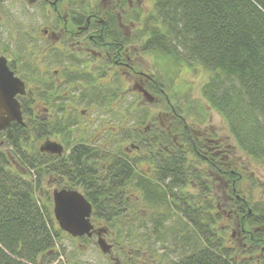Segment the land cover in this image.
I'll list each match as a JSON object with an SVG mask.
<instances>
[{"label": "trees", "instance_id": "1", "mask_svg": "<svg viewBox=\"0 0 264 264\" xmlns=\"http://www.w3.org/2000/svg\"><path fill=\"white\" fill-rule=\"evenodd\" d=\"M151 1L153 10L149 15L142 17L137 9L136 14H131L138 26V39L144 38L142 50L160 52L176 63L183 61L186 65L203 66L209 73L201 89L203 98L220 114L237 147L255 160L264 159V0ZM122 3L125 1L121 0ZM110 19L113 21L104 24V36L121 40L123 36L117 20ZM75 78L72 75L68 80ZM90 79L89 76L85 80L91 83ZM32 82L34 90L41 85L39 96L48 100L53 90L50 83L41 81L37 75ZM151 91L165 94L154 79ZM87 95L82 94L80 98L86 99ZM104 97L105 94L99 96L97 91L92 93L90 100L99 101ZM166 105L169 106L167 102ZM25 107L22 103L23 112ZM174 110L173 125L161 127V130H135L132 139L139 141L137 147L128 151L121 144L119 156L105 159L110 162L105 169L97 161L100 152L82 141L67 157L41 154L30 146L32 138L42 139L57 132L65 138L70 131L78 134L75 113L68 112L67 119L58 113L54 118L40 121L35 120L32 113L25 125L13 123L6 127L0 133L5 142L0 145V264H50L59 256L55 238L60 229L48 208L49 198L41 187L43 176L51 173L60 175L58 184L67 178L68 184L75 187L135 186L139 191L138 201L153 204L149 207L154 212L150 223L152 234L163 243H178L180 233L179 241L187 239L192 247L194 226L197 227L201 242L199 252L196 256L192 254L194 257H189L187 264H246L236 255L239 249L232 248L233 257L227 260L229 247L223 243L226 235L222 228L213 229L219 224L221 215L212 214L217 207L205 196L212 193L220 180L229 185L228 204L231 206L227 213L246 238L247 246H242L241 251L264 245L261 238L264 204L251 206L237 194L236 183L240 177L235 168L224 162L221 144L214 140L198 143L184 124V117L176 107ZM80 137L82 139V133ZM188 154L192 158H186ZM144 162L147 166L142 171L139 165ZM100 170L107 173L102 176ZM194 188L199 191L197 198L188 191ZM117 192H111L104 200L121 201V194ZM42 195L46 203L41 201ZM99 195L86 191L93 202L102 200ZM212 199L219 203L218 196ZM206 201L207 205L203 204ZM197 202L201 204L198 221L194 206H177L178 203ZM107 217L113 219L115 215ZM132 217L136 221L147 218L139 214H132ZM171 218L172 222L168 223ZM183 219L193 224L188 225ZM147 225H143L145 232H148Z\"/></svg>", "mask_w": 264, "mask_h": 264}, {"label": "rangeland", "instance_id": "2", "mask_svg": "<svg viewBox=\"0 0 264 264\" xmlns=\"http://www.w3.org/2000/svg\"><path fill=\"white\" fill-rule=\"evenodd\" d=\"M124 1L125 3L121 4V0H87L84 2L74 0L68 2L67 0H63L59 4V8L63 15L71 9L79 12L84 11L85 6L92 10L99 9L101 11L114 8L122 11H129L132 15L136 14L135 9H137L141 12L142 17L147 16V14L149 15L153 10V2L151 0ZM20 6V12L11 11V15H2V18H0V54L7 58L14 66L18 76L27 81L25 83L28 95L21 100L26 106L25 111L28 116L25 117V120L27 123L29 115L35 110V106L37 110L40 111L38 114H45L41 105L42 103L37 102V104H35L32 100L33 96L31 92L34 88L32 78L36 75H40V72H42V76L47 73L52 74L53 69H61L63 72L67 64L66 62L62 63L61 61H55L49 52H46L47 54L45 55L43 52L44 47H47V49L51 48L49 46H51L50 42L52 40L43 36L42 28L44 25L54 27L55 24L51 18L53 15H46L48 12H46L41 2L33 4L25 0L21 2ZM135 25V37L129 49L132 53L131 61L136 73H131L130 77L121 75V85L125 87L124 89L126 92L121 94L119 97L120 100L113 103L109 96L104 97V102L93 101V99L90 100L92 93L90 89L87 90V87H91V83H87L86 80L83 82V84L86 83L87 86L83 90L86 94L88 93V95L86 99L79 98L77 100L76 110L74 111L78 122L77 127L82 133V140L85 141V137H88L91 132L98 136L99 141H103L106 137L111 138L109 130L111 131L114 129V131L119 134L123 146L133 150V148L137 147L139 144V141L132 139L135 138V130L143 131L146 128L161 130V127L165 129L173 125L174 113L170 108L171 105L173 108L176 107L179 115L184 117L185 125H187L189 131L195 135V140L198 143L201 144L206 141L209 142L210 140H214L221 144L223 156H225V159H223L225 160L224 162L228 164L230 168H235V171L240 177L239 181L236 183L237 194L249 201L251 206L255 204H261L262 206L264 204V159L255 160L243 153L240 148L237 147L234 138L229 133L220 114L212 109L203 98L201 89L209 73L199 64L193 63L192 65H186L183 61H178V63H176L160 52L151 53L143 51L142 42L144 38L138 39V26L137 24ZM60 27L61 25L58 31H60ZM47 41L48 43H45ZM59 76L63 79L64 75L60 74ZM147 77H152L157 81V84L160 85V88L165 94L151 91V86ZM75 86L77 88L78 83L75 84ZM135 86L136 88H134ZM144 88L149 90L153 97L149 94H144L142 91ZM99 90L100 96L102 93H106L108 89L106 87H100ZM167 99L169 100V106L166 105ZM114 108L117 109L118 113H116ZM87 128L89 132L86 130ZM86 131L87 133H85ZM80 132L77 134V132L70 131V135L66 142L67 145H65L64 149L65 153H69L71 143L77 144L81 141ZM48 139L49 137L47 136L42 139L32 138L30 146L34 149H38L39 146ZM174 141L177 142L176 139H174ZM4 143V140L0 137V145L3 146ZM107 149L112 151V142H109ZM186 158L190 159L192 156L188 154ZM146 166L147 163L144 162L139 165V168L145 171ZM214 175L215 173H213V176ZM43 177L41 187L44 190L43 193L49 198L48 208H50L53 217L52 191L58 187V177L53 173ZM188 191L192 193L195 198L198 197V188L189 189ZM228 191L229 185L223 182V180H220L217 185H214L212 193L205 196V198H209L208 201L216 205L218 211L214 210V212H218V214L221 215L219 224L213 227V229L222 228V231H224L223 233L228 238L230 236L229 239H231L233 235L232 241H223V243L228 246L232 245V248L235 250H240L241 246H247V244H245L246 238L239 233L234 220L230 221L227 216V211L230 210L231 206L230 203L228 204V199L230 198ZM138 192L139 191L135 189L134 192L126 193L124 196L127 197L129 202H144L138 201ZM214 196L219 197L218 204L212 199ZM45 198L46 197L42 195L40 199L42 202L46 203ZM203 204L207 205V201ZM133 210L139 211V207H134ZM142 216L145 215L142 214ZM172 220L171 218L169 222H167L171 223ZM116 228L121 229L120 231L115 228L113 229L116 231V234L121 232L120 235L117 234L121 236V242L130 248L138 249L140 247L139 242H134V240H137L138 233H142L141 235H145L144 238L148 237L149 239V235L145 230L136 232L135 234H128L126 231L128 228L126 229V227L122 225H120V227L116 226ZM261 230H263L261 238L264 240V225L263 227L261 226ZM55 239V247L60 252L55 261L58 260L59 264H111L109 259L95 252L96 247H93V245L88 247L92 250L82 252L81 247L78 246L77 243H73V245L67 248V245H70V241L67 236L62 233H59L58 238ZM142 243L145 245L149 243V240ZM152 243L151 241V244ZM135 244L136 246L132 247V245ZM152 245L158 251L162 249L161 252H159L160 255L165 257L171 255L176 257V254L171 250L172 246L169 242L166 243L165 241L163 245L155 242V244L153 243ZM249 248L252 250H243L244 253L242 256H239L240 260L246 262V264H263L262 256H264V245L261 243V245L258 244L256 248ZM233 252L234 250L230 254L232 255ZM242 257L247 260H242ZM170 259L171 258H169V260Z\"/></svg>", "mask_w": 264, "mask_h": 264}, {"label": "flooded vegetation", "instance_id": "3", "mask_svg": "<svg viewBox=\"0 0 264 264\" xmlns=\"http://www.w3.org/2000/svg\"><path fill=\"white\" fill-rule=\"evenodd\" d=\"M25 0H0V18L2 15H11V11L20 12L21 11V2ZM29 3H36L41 2L44 5V9L48 14L46 15H53L52 21H54V27H49L44 25L42 28L43 36L46 38L48 37L52 41L50 42L49 47L43 48L44 55L49 52L52 58L55 61H61L62 63L66 62V69L62 72L61 69H53L52 74L47 73L46 75L42 76V72L40 75H37L38 78L42 80H46V82L50 83L53 90L51 91V95L49 96L48 100H43L39 94L42 92L41 85H37L35 90L33 89L31 95L33 96V101L35 104L37 102H41L43 107L44 115H40V111L37 110L35 106V110L32 111L34 114V119L40 121L45 118H54V116L58 113L64 114V118L67 119L68 112L74 113L76 110V103L77 100L81 97V95H86L83 89H85L86 83L83 84L85 79L89 78L91 80V85L93 86L90 88L91 93L99 92V88L106 87L108 90L106 93H102L105 96H109L110 100L113 103L119 101V97L121 94H124L126 90L121 85V75L129 76L131 73H136L134 69V65L132 63V53L130 51V46L134 41V31H135V21L131 16L129 11H122L118 9H108L101 11L99 9H89L88 7H84V11H67L64 15L62 14L59 4L63 0H27ZM71 2L73 0H67ZM74 1H87V0H74ZM51 9V10H50ZM110 18H114L117 20V26L122 32V39L121 40H113L111 38L105 37L104 35V24L108 23L111 20ZM114 20V21H115ZM115 22V23H116ZM60 31L59 30V26ZM45 43H48L45 42ZM47 50V51H46ZM47 52V53H46ZM7 59V58H6ZM7 64L9 68L14 72L15 75L18 76L17 71L15 70L14 66L7 60ZM40 70V69H39ZM63 74V79L59 75ZM76 76L77 78L68 80L69 76ZM20 77V76H19ZM21 78V77H20ZM22 79V78H21ZM149 79V83L151 86L152 77H147ZM25 82L26 80L22 79ZM105 80V81H102ZM78 83L76 88L75 84ZM26 85V83H25ZM73 85V86H72ZM71 87V88H70ZM27 88V86H26ZM122 88V89H121ZM136 88V86L134 87ZM78 89V90H77ZM89 90V87H87ZM128 90V89H127ZM143 93L149 92L146 88L142 89ZM146 91V92H145ZM163 93V90H162ZM150 96L152 94L149 92ZM28 93L26 92L25 95L18 96V100L22 105L21 100L24 99ZM31 96V97H32ZM153 97V96H152ZM24 101V100H23ZM104 102V99L99 100ZM167 103L169 100L167 99ZM172 107V106H171ZM45 110V111H44ZM117 112V109L114 108ZM173 113L175 114V110L172 107ZM26 111L24 110V118L26 117ZM13 124L10 123L9 125ZM77 124V123H76ZM88 131V128L86 129ZM4 131V130H3ZM87 131L85 133H87ZM89 132V131H88ZM111 134V138L106 137L103 141L98 140V136L94 133H89L88 137H85L86 140L82 141L84 145L87 147L92 148L100 152L97 161L101 162L102 169H105L107 166L110 165L109 160H105L106 158H114L119 156L117 152H119V148L121 146V140L119 138V134L114 131H109ZM48 140L57 142L63 147V152L61 154H53L48 152L39 151L41 154L45 155H52L53 157H67L68 153H65V145H67V138L64 137V134L58 132L48 135ZM53 138V139H50ZM96 141V142H95ZM211 141V140H210ZM109 142H112V151H109L108 145ZM80 143V142H79ZM78 144V143H77ZM76 145V143H71L70 150ZM126 147V146H125ZM132 147V146H131ZM128 151L130 148L126 147ZM99 174L107 173L106 170H103ZM57 176V174H56ZM60 177V175H58ZM57 176V177H58ZM65 180V181H64ZM63 180L62 184H58L55 189H75L78 190L86 200L90 203L91 211L89 216V221L91 224L90 235L84 234L82 236H73L70 233L60 229L59 233L64 234L70 241V245H67L69 248L73 243H77L78 246L81 247L82 252H86L89 249L88 247L92 246L96 247L95 252L101 254L102 257L107 258L110 260L111 264H187L189 263L188 258L193 256L192 254L197 255L199 252L200 246V238H199V229L194 226V245L190 247V241L184 239L179 241L181 234L179 233L178 243L177 241L169 242L172 246V252L176 254V257L171 255L162 256L152 244L157 242L160 245H163V242L160 240L158 241L157 235L155 236L152 234L151 224L153 219H151V215L154 214L153 211H150L149 207L153 204L148 202H129L127 197L124 195L129 192H134L136 187L132 185H124L123 187L112 188L111 186H89V187H75L69 185V181L67 178ZM86 191L95 192L100 194L99 198L102 199L100 201L93 202L89 197L86 196ZM119 191L121 194V201H105L104 199L109 198L111 192ZM117 192V194H119ZM108 194V195H107ZM177 206H194V212L196 213V221H198L199 216V207L201 206L200 203H178ZM134 207H139L138 210H133ZM147 210H146V209ZM114 214L115 217L113 219L108 218L107 215ZM132 214H139V215H146L147 218H141L137 220L132 217ZM213 215H216V212L212 211ZM228 218H230V214H227ZM187 221L183 219V221ZM55 221V220H54ZM188 222V225H192V222ZM56 225L57 222L55 221ZM147 223L148 225V237L145 235H141L140 233L137 234V240L134 242H139V248H130L121 242L120 233L117 235L116 231L113 230L114 228L118 231L121 229L116 228L120 227V225L128 228L126 230L128 234H135L136 232L142 231L143 225ZM147 230V229H146ZM117 235V236H115ZM233 235L229 238L225 237V242L229 240L232 241ZM245 237V236H244ZM98 239H103L108 245V249L103 251L99 244ZM149 240V243L145 245L142 242H146ZM154 240V241H153ZM151 241L153 242L151 244ZM180 242V243H179ZM138 245V244H137ZM132 245V247H135ZM226 247H229L227 250V260L232 259V245L228 246L225 244ZM242 247V246H241ZM193 248V251H192ZM214 254L216 252L212 251ZM243 251L238 250L236 251L237 257L242 256ZM194 257V256H193ZM169 258H171L169 260ZM196 258V257H195ZM243 258V257H242ZM52 264H59V261L56 260L52 262Z\"/></svg>", "mask_w": 264, "mask_h": 264}, {"label": "water", "instance_id": "4", "mask_svg": "<svg viewBox=\"0 0 264 264\" xmlns=\"http://www.w3.org/2000/svg\"><path fill=\"white\" fill-rule=\"evenodd\" d=\"M26 94V86L7 65L4 56H0V131L12 122L24 125L23 113L18 96ZM39 150L61 154L63 147L50 140L45 141ZM53 215L59 227L75 236L90 235L89 221L91 206L82 193L75 189H54L52 191ZM103 239L98 244L103 251L108 245Z\"/></svg>", "mask_w": 264, "mask_h": 264}]
</instances>
